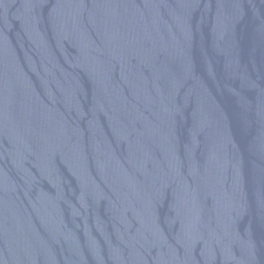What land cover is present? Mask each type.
Here are the masks:
<instances>
[{
  "label": "water",
  "instance_id": "water-1",
  "mask_svg": "<svg viewBox=\"0 0 264 264\" xmlns=\"http://www.w3.org/2000/svg\"><path fill=\"white\" fill-rule=\"evenodd\" d=\"M0 264H264V0H0Z\"/></svg>",
  "mask_w": 264,
  "mask_h": 264
}]
</instances>
